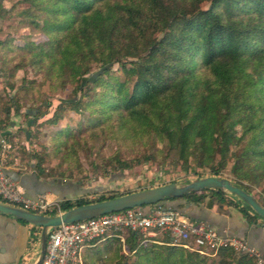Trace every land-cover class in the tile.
<instances>
[{"label": "trees", "instance_id": "1", "mask_svg": "<svg viewBox=\"0 0 264 264\" xmlns=\"http://www.w3.org/2000/svg\"><path fill=\"white\" fill-rule=\"evenodd\" d=\"M17 10L29 14L20 16ZM13 12L21 23L13 29H34L45 38L18 46L12 36L3 40L8 49L2 51L1 63L10 79L8 90L15 91L0 105V130L6 140L11 115L21 117L15 131L19 134L29 132L23 124L35 126L45 114L32 107L28 109L33 113L22 110V99L33 100L36 93L28 73L42 72L58 79L62 88H71V97L59 99L51 117L43 121L60 127L54 131L60 139L52 144L50 156L67 164L65 170L79 167V152L87 148L94 153L91 171L128 169L141 157L154 156L125 159L117 148L104 155L103 141L113 138L135 152L141 142L152 140L156 130L165 143V160L189 166L197 178H227L264 207V0H15L9 10L0 4V17L10 18ZM14 61V67L23 70L18 86L11 80L17 73L8 67ZM83 109L93 117L89 128L85 119L75 128L61 126L70 112ZM28 154L35 160L34 171L42 174L44 153ZM12 156L9 151L8 166ZM226 170L227 177L222 173ZM129 192L133 191L94 200L63 198L59 208L64 211ZM176 200L217 204L219 210L231 207L249 221L256 219L248 205L219 189L161 202L168 206L166 202ZM0 202L7 203L1 197ZM168 207L181 211L182 204ZM16 220L28 227L31 250L41 228ZM163 238L161 243L143 242L140 234L128 231L126 253L115 238L94 240L83 251V263L259 264L255 256L228 246L207 256Z\"/></svg>", "mask_w": 264, "mask_h": 264}, {"label": "rangeland", "instance_id": "2", "mask_svg": "<svg viewBox=\"0 0 264 264\" xmlns=\"http://www.w3.org/2000/svg\"><path fill=\"white\" fill-rule=\"evenodd\" d=\"M15 3V0H0V4L6 9H11V6ZM20 16H27L29 14L28 10H17L16 11ZM13 16L10 18L7 15L0 17V42L3 48L0 49V55H4L2 51L8 49V45L5 40L7 36H12L14 39V45H23L27 43L28 40L33 39L34 41H41L45 38L40 31H34V29L29 28H18L13 29L16 26L21 25L19 18L13 12ZM17 20V22H16ZM0 57V105L5 101L8 95L14 94L15 91L9 92L7 87L8 76L4 74V66L1 63ZM15 61L10 63V71H15L17 74L11 79L15 82V85H19V76L22 75L23 70H17L15 67ZM116 68V66H114ZM2 75V76H1ZM30 79L35 81V90L34 99L29 98L22 99L23 111H28L33 113V110L28 109L29 107L37 108L45 114L37 119V124L31 126L28 124H23V129H27V133L24 131L19 134L15 133V128L11 133L8 141L10 145V151L14 153L12 156V162L10 165H13L14 168L21 169L23 171L34 170L33 165L35 163L34 159L30 158L28 153L38 152L44 153L46 158V163L44 166V172L41 174L47 179H58L62 181V184L72 189L71 191H77V194H69L71 198L78 196H84L89 200H94L100 196H107L115 193H124L127 191H138L146 189L153 186H158L161 184L167 183H186L192 180H195L197 177L193 175L191 168L189 166L185 167L180 162L177 161L175 165L172 161L165 160L163 158L165 152V143L162 141V137L155 135L156 130H153L152 140L146 139L145 142H141L136 148L135 152L131 151L128 145L121 143L118 144L113 138H107L103 141L101 146L102 153L104 155H109L111 150L117 148L120 155L125 159H135L140 158L141 155L150 154L153 155V158H140L138 163L133 164L128 169L117 170L109 172L107 170L105 173H102L100 170L91 171L89 168V159L94 157V153L88 148L81 150L78 155V164L79 167L67 168L65 170V165H62L59 159H53L50 156L51 146L55 143L56 140L60 139L55 135L54 131L59 126L53 127L47 124H43V121L48 117H51L54 108L59 102V99H68L70 95V87L67 86L62 88L58 79H51L44 76L42 72L32 73L29 72L28 75ZM101 88V87H99ZM33 96V95H32ZM88 110V109H87ZM81 110V112L75 113L70 112L68 119H65L61 126H69L70 128H75L77 121L85 119V124L89 128L91 123V118L89 115V110ZM35 112V111H34ZM12 118H15L11 115ZM19 117V116H18ZM21 117L18 118L20 124ZM37 132V133H35ZM37 134L36 137H33L32 134ZM154 140V142H152ZM102 140H99L96 146L98 147L101 144ZM61 171L63 176L60 175ZM206 171V170H203ZM109 172V173H108ZM223 176L227 177V170L222 171ZM70 191V190H69ZM57 200L59 199L56 196ZM218 206V205H217ZM253 211V210H252ZM164 235L158 234L154 240H164ZM118 240V239H117ZM119 241V240H118ZM120 242V241H119ZM153 242V241H148ZM121 243V248L123 252L126 253V245ZM126 243V241H125ZM39 239L37 242V247L34 249L33 263L38 258L39 255ZM190 251H194L188 249ZM196 252V251H194ZM198 253V252H197ZM209 256V255H207Z\"/></svg>", "mask_w": 264, "mask_h": 264}, {"label": "built area", "instance_id": "3", "mask_svg": "<svg viewBox=\"0 0 264 264\" xmlns=\"http://www.w3.org/2000/svg\"><path fill=\"white\" fill-rule=\"evenodd\" d=\"M9 151L10 145L0 130V197L8 204L39 214L50 215L47 212L54 209L57 213L61 212L60 200L53 193H39L33 199L24 196L18 183L8 173ZM128 231L140 234L143 242H159L154 239L162 234L170 238L172 245L209 256H215L220 247L228 246L236 252L253 255L259 264H264L259 252L245 239L221 234L205 222L188 218L162 202L51 228L41 264H84L83 251L92 241L115 238L125 245Z\"/></svg>", "mask_w": 264, "mask_h": 264}, {"label": "crops", "instance_id": "4", "mask_svg": "<svg viewBox=\"0 0 264 264\" xmlns=\"http://www.w3.org/2000/svg\"><path fill=\"white\" fill-rule=\"evenodd\" d=\"M13 117L15 118H10L5 132H12L18 128L19 117ZM8 172L18 183L24 196L30 199L43 192L53 193L59 199L71 198L69 194H77V191L72 192V189L63 187L65 185L61 180H49L34 170L23 171L9 165ZM166 203L168 206L175 207L182 204L180 209L182 212H180L184 216L203 221L221 234L245 239L264 259V220L252 211L250 214L256 217L255 221H249L235 208L228 207L219 210L217 204L207 207L205 204L195 205L185 200ZM36 247L37 243L31 250L28 249V227L25 224L0 213V264H33L32 259Z\"/></svg>", "mask_w": 264, "mask_h": 264}, {"label": "water", "instance_id": "5", "mask_svg": "<svg viewBox=\"0 0 264 264\" xmlns=\"http://www.w3.org/2000/svg\"><path fill=\"white\" fill-rule=\"evenodd\" d=\"M204 189H219L224 193L235 196L248 205L255 212L256 216L264 220V207L258 203L252 193L233 184L227 178L217 176H203L186 183L161 184L125 193L110 199L75 206L54 215L31 212L3 202H0V213L41 228L39 235V255L33 263L41 264L45 255L48 231L53 227L106 213L158 203L165 198L181 197Z\"/></svg>", "mask_w": 264, "mask_h": 264}]
</instances>
